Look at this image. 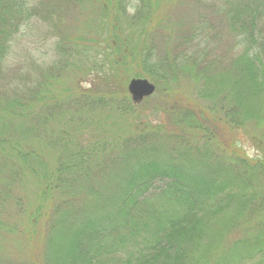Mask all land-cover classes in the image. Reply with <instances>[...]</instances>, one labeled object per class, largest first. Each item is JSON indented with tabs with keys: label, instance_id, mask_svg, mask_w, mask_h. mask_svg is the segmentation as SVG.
<instances>
[{
	"label": "trees",
	"instance_id": "obj_1",
	"mask_svg": "<svg viewBox=\"0 0 264 264\" xmlns=\"http://www.w3.org/2000/svg\"><path fill=\"white\" fill-rule=\"evenodd\" d=\"M60 1L30 8L27 0H0V72L14 35L33 18L58 33L67 14L85 8L100 21L97 29L89 22L90 56L68 54L62 37L48 72L35 63L0 86V256L9 236L28 235L35 246L32 236L45 229L42 264L56 255H66L64 264H192L209 240L213 252L200 264H264V0H198L221 15L232 52H240L229 63L210 47L200 14L183 44L155 56L147 36L164 0ZM100 55L106 65L95 64ZM70 66L96 73L103 86L61 90ZM128 67L170 95L159 111L165 119L151 120L155 108L137 111L120 82ZM184 78L196 91L202 84L197 101L175 89ZM222 78L229 82L218 85ZM239 134L258 157L246 154ZM157 181L167 183L155 189ZM29 182L38 189L27 207L18 189ZM11 203L20 215L14 226L4 213Z\"/></svg>",
	"mask_w": 264,
	"mask_h": 264
},
{
	"label": "rangeland",
	"instance_id": "obj_2",
	"mask_svg": "<svg viewBox=\"0 0 264 264\" xmlns=\"http://www.w3.org/2000/svg\"><path fill=\"white\" fill-rule=\"evenodd\" d=\"M30 3V8H33L34 5H38L40 3L45 2L48 4L49 2L53 3L56 6H60L61 2L60 0H27ZM216 0H212L214 2ZM222 1V0H219ZM198 0H178L177 2L172 4V1H162V4L159 6V11H161V17L158 16L156 21V25L154 27V30L151 32L152 36L148 34L147 40H151L155 42V56L161 55V51H163L164 47L167 45H170L172 47H175L177 44L184 43L183 39L185 38V30L192 26L196 22V17L200 14L203 15L204 18L208 19V24L210 27V33H208L209 37V44L210 47L214 50V52L217 55H223L224 58H226L227 62L229 63L231 60L235 58V55L240 52H232V38L230 32L226 29V27L219 21L218 18H221V15L216 16L214 11L210 10L208 6L210 4L206 5V8H198L200 5H198ZM205 10V11H202ZM131 13H134L133 10H130ZM202 13V14H201ZM67 14L64 18L63 24L61 25L60 33L54 31V25L49 24V22H42L39 21L37 18H33L30 20L27 24L22 26L21 30L17 32L12 41H11V49L9 51L8 56L5 58V69L0 72V86L7 88L9 87V83L11 80H15V77L17 75L27 76L31 68L35 67V63L39 65L42 69V71L48 72L49 68H51L52 65L56 61L59 60L60 56L58 55V47L61 45L59 44V41L61 42V39L67 38L68 44L62 42L64 45H66V48L68 49V54L73 53L75 54V50H81L85 52L84 55L90 56L91 54H87L86 49L88 48L92 49L93 44L91 43V39H94V32L97 29V27L100 24V21L97 19H92V10L89 8H85L83 10H79L77 13L76 11ZM171 17V18H169ZM218 17V18H217ZM89 22H94V27L96 29L93 30V32L89 31ZM174 24L175 31L171 32L170 34L167 33L169 30L170 24ZM177 25H182L183 32H180L179 29L176 28ZM1 26V25H0ZM63 37V38H62ZM146 39V38H145ZM62 45V46H64ZM101 46H99L100 48ZM102 48V47H101ZM87 56H81L77 59L83 60L85 63V66L88 68L90 66V60ZM75 58V57H74ZM72 59V61H77L76 59ZM114 60V58H108ZM117 61V60H116ZM71 62V63H73ZM87 62V63H86ZM89 62V65H88ZM81 63V62H80ZM108 63V61H105V57H102V55L98 56L95 60V64L98 66ZM82 64V63H81ZM79 64V66L82 67V65ZM116 66V64H113ZM72 66V65H71ZM70 67L65 68V72L61 81V85H59L58 88L61 90H71L74 89L75 86H79L80 88H83L85 90L95 87V84H100V87L103 86L102 83H100L99 79L96 78L97 74L86 71L83 67L82 70L73 71V69ZM90 68V67H89ZM88 68V69H89ZM98 67H94V70H96ZM104 69L100 72L103 73L106 70V67H103ZM48 69V70H47ZM109 69V68H108ZM134 69H131L128 67L127 72H124V74L121 73V84L126 85V89L128 91V84L132 79H137V77H133L134 75ZM110 70V69H109ZM138 69H136L137 71ZM121 72V69H120ZM42 73V72H41ZM77 74V75H76ZM42 76V75H41ZM214 76H211V78ZM141 79H147L151 83H153L157 90L155 94L150 97L149 101H143L140 104H135L138 106L137 111H145L150 108H155L158 111V115L155 113H150L149 116L151 120L156 123L160 121V119H165V116L162 115L160 117L159 111L162 109V107H169L171 102L170 95H165V93L161 94L158 90L157 85L155 82L150 78H141ZM224 79L222 78L221 83L218 85H224L227 82H224ZM228 79V78H227ZM17 80V79H16ZM19 83L20 81L17 80ZM203 81V80H201ZM211 87L213 90L216 88L215 79H211ZM13 84V83H12ZM178 85L175 86V89H180L183 94L186 96V102H190L191 100H196L198 93V89L202 87V84L197 87L196 91V84L193 85V82L190 81L188 78H184L180 82L177 83ZM204 84V83H203ZM21 85L24 87V83H21ZM27 86V85H26ZM56 86V85H55ZM162 87V86H161ZM200 87V88H199ZM203 88V87H202ZM161 89V88H160ZM128 96L130 100L132 101V98L128 92ZM173 97V95H172ZM200 102V101H198ZM201 103V102H200ZM110 118H115L114 121H118L120 124L122 121V116L115 117L109 115ZM126 122L134 123V120H131L130 116L126 115ZM126 123V124H127ZM124 125V123H123ZM120 126V125H119ZM238 140L240 141V145L245 150L246 154L251 158L258 157V153L255 150V147L252 145L250 140L243 134H239ZM236 136V137H237ZM239 144V143H238ZM163 181H157L155 183V189L163 187L166 183ZM37 189L34 182H29L26 188H19L18 193L23 196L24 203L26 202V206L32 205L35 203L37 193ZM12 201V200H10ZM13 202V201H12ZM232 209H236L235 206L232 207ZM233 211V210H232ZM7 212L6 220L8 223H11V225L14 226L16 222H19V213H16L15 206L11 203L8 204L5 208L4 213ZM38 233V232H37ZM28 235H20V234H14L9 236L7 241H4V255L1 254L0 256V264H42L43 255H44V249H45V240H46V230L44 229L43 232L39 233L38 238H35L34 235L31 238V243L35 246L30 245L28 241ZM213 242L209 240V243H207V249L205 252H203V255H199L197 263L194 260L192 264H200L201 260L208 259V256L211 252H213ZM58 254V253H57ZM66 259V255H56L53 259V264H64ZM190 264V263H185Z\"/></svg>",
	"mask_w": 264,
	"mask_h": 264
},
{
	"label": "water",
	"instance_id": "obj_3",
	"mask_svg": "<svg viewBox=\"0 0 264 264\" xmlns=\"http://www.w3.org/2000/svg\"><path fill=\"white\" fill-rule=\"evenodd\" d=\"M156 90V86L147 79H132L128 84V92L134 104H140L152 97Z\"/></svg>",
	"mask_w": 264,
	"mask_h": 264
}]
</instances>
